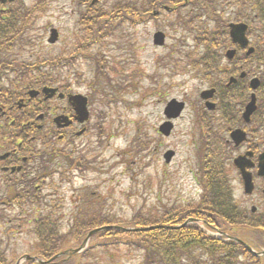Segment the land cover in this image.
Listing matches in <instances>:
<instances>
[{"label":"rangeland","instance_id":"1","mask_svg":"<svg viewBox=\"0 0 264 264\" xmlns=\"http://www.w3.org/2000/svg\"><path fill=\"white\" fill-rule=\"evenodd\" d=\"M23 1L34 11L37 7L32 20L34 28L30 33L35 46L27 51L26 57L61 58L63 85L90 95L93 112L89 130L84 135L77 136L71 143H57L64 152L57 155L49 169L42 166V155L30 164L31 177L44 176L46 172L52 174L49 178L44 176L43 194L47 201L56 200L57 204L47 205L44 213L54 218L64 215L62 222L70 225L78 212L87 209L95 212L98 206L104 215L111 218L117 216L123 222L121 226H128L126 223L136 215L153 221L165 210L182 208L191 202L200 193L196 177L199 148L195 139H199V135L193 123L197 110L195 103L201 100L200 94L206 85L195 75L196 71L187 67L189 60H186V53L198 51L192 33L177 27L169 28L178 16L166 14L161 20L147 23L140 22L142 17L134 19L138 24L134 20L126 22L125 35L118 33L105 38L101 44L88 47L87 55L90 53L97 57L102 52V56L85 59L81 55L77 57L85 31L80 16L90 3L84 4L82 0ZM40 1L42 4L38 6ZM99 1L104 8L112 7L113 0ZM146 8V3H142L141 12ZM121 21L120 17L111 24L114 26ZM53 28L58 30L59 40L50 44ZM159 30L168 35L166 48L153 44L154 33ZM85 45L89 43L84 42L82 47ZM69 58L74 63L71 67L68 66ZM167 60L168 67H163V61ZM173 98L186 101L187 107L176 121L175 132L170 137H164L158 129L165 121L164 109ZM104 112L106 117L100 121L97 115ZM98 121L105 130L101 139L95 130ZM55 136L38 143L37 150L43 151L55 142ZM137 137L142 148L150 143L147 151L139 153ZM89 150L93 152L89 153ZM168 150L176 152L170 164H166L164 159ZM64 153L72 154L80 162L83 157L88 161L95 159V163L88 167L82 165L83 162L69 166ZM232 175L237 180V174ZM259 186L263 187V183ZM234 189L245 206L241 185L234 183ZM85 195L96 205H86ZM0 197H7L2 175ZM14 208L4 207V212L9 210V219H14L19 213L18 208ZM14 223L8 228L5 223L0 225V247L5 249L8 260L16 264L22 256H33L38 250L29 234V226L25 223L22 226L21 220ZM249 236L255 237L251 233ZM67 245L76 243L71 240ZM92 250L85 259L71 264H145L143 252H133L123 245H99Z\"/></svg>","mask_w":264,"mask_h":264},{"label":"trees","instance_id":"2","mask_svg":"<svg viewBox=\"0 0 264 264\" xmlns=\"http://www.w3.org/2000/svg\"><path fill=\"white\" fill-rule=\"evenodd\" d=\"M107 1L111 2V0ZM152 1L159 0H113L110 9L100 5L95 8L89 6L87 11L82 12L80 16L81 25L85 29L80 43L85 41L97 43L98 41L101 44L103 39L109 36H115L118 33L121 36L125 35L124 24L144 17V11L141 12L142 3ZM199 3L200 10L205 11L204 1L200 0ZM36 11L37 8L35 11L30 10L22 4L8 6L0 4V105L7 108V114L0 116V151L17 147L21 155L25 152V145L36 147L40 141L44 140L45 132L37 128L36 120L38 114L44 110L42 108L44 103L40 102L42 105L32 100L28 102L27 108L19 109L17 107L19 101L26 99L27 92L31 89H40L45 86L62 89L64 83L62 79L64 78V75L62 76L64 67L61 64V58L49 59L38 56L29 59L26 57L27 51H31L35 46L30 33L34 28L32 20H34L33 14ZM208 12L211 14L212 11L208 10ZM120 17L121 23L112 26L111 23ZM184 20L180 18L178 23L184 26L191 24L188 20L183 22ZM206 35L207 30H204L202 38L197 37V43L208 47L204 60L210 68H213L218 60V57L213 54V49L219 45L220 35L207 36V38ZM99 54L101 56L102 52ZM73 64L69 58L68 66L71 67ZM97 92L102 94L100 90ZM105 117V112L98 115L100 121ZM95 130L100 139L105 136L102 123H99ZM54 141L47 147L50 151H43L46 154L43 158V165L48 169L61 152L60 146L57 145L58 141ZM136 142H139V153L148 150L149 142L143 148L138 137ZM36 150H31L30 156L35 155ZM21 155H18L17 160L21 159ZM223 157L220 145L213 143L205 157L207 161L202 166L206 195L199 204L191 205L178 214L167 210L157 221L144 220L142 217L135 216L126 224L134 228L154 225L174 226L178 221L192 217L204 221L209 228L216 227L221 231H235L243 227L245 224L243 214L230 198L229 186L225 183ZM31 159L32 157L29 160ZM91 161H86V163ZM22 164L24 165L23 171L12 175L7 174L3 178L4 185L7 184L8 188L7 197L5 199L0 197V225L5 223L7 228L13 227L15 220L22 222L23 218L34 210L33 208L41 204L38 183L43 179L40 176L31 178L26 173L28 163L22 161ZM85 204L96 205L89 200H86ZM5 206L18 208V215L14 219H9L11 215H9V210L4 212ZM97 208L95 212L88 209L78 212L72 223L64 230V224L61 223L62 217L55 220L53 216H47L41 210L33 212L29 222L33 223L31 227L36 237L34 241L38 247V256L43 260H50L63 252L71 240L81 245L87 233L93 229L122 224L117 216L108 217L100 212V207L97 206ZM232 244L233 242L225 243L216 237L207 235L197 225H189L180 230L157 228L147 231H126L122 228H114L96 234L90 243L91 248L85 253L73 257L70 261H64L66 257H62L53 260L51 264H71L77 260H83L93 251V247L96 248L99 245H124L131 251H140L141 254L143 252L145 264H237L238 256L244 251H239L241 247ZM140 258L142 259V255ZM0 264H10L7 261L5 249L1 247Z\"/></svg>","mask_w":264,"mask_h":264},{"label":"flooded vegetation","instance_id":"3","mask_svg":"<svg viewBox=\"0 0 264 264\" xmlns=\"http://www.w3.org/2000/svg\"><path fill=\"white\" fill-rule=\"evenodd\" d=\"M205 1L208 2L205 8L217 12L226 29L223 30L220 48L215 47L218 53H213L218 57L220 76L203 81L206 90L215 91L214 105L208 107L206 101L197 102L200 110L195 111L194 130L220 135L218 137L223 140V147H228L232 153L233 163L236 158H243L240 168L250 173L254 181L252 194L245 196L246 205L251 206L246 207L256 214L264 208V178L259 175L260 157L264 154V0ZM232 25L245 26L246 46L233 41ZM68 107L61 106L53 114L62 111L60 115L74 118L73 108ZM77 126L74 121L70 127ZM174 126L175 132L176 123ZM64 133H60L61 137ZM195 141L198 143V153L210 148L209 139L199 137ZM236 170L237 183L244 189L240 170ZM261 182L263 187L259 186Z\"/></svg>","mask_w":264,"mask_h":264},{"label":"water","instance_id":"4","mask_svg":"<svg viewBox=\"0 0 264 264\" xmlns=\"http://www.w3.org/2000/svg\"><path fill=\"white\" fill-rule=\"evenodd\" d=\"M3 2H6V0H2ZM244 34H245V27L244 26H234L233 30H232V36L234 38L235 41L241 42L242 45L246 44V40L244 38ZM243 36V39L241 40L240 36ZM58 39V32L56 30L52 31V35L50 38V42L51 43H55ZM165 42V35L161 32L155 34L154 36V43L157 45H163ZM58 90L57 89H50V88H45L43 90L44 94L47 95V99H50L52 97L55 96L56 92ZM213 92L214 90L211 91H206L202 94V96L206 99H209L211 96H213ZM39 94L38 91H32L29 93V95L31 97H36ZM74 101V107L76 109L77 112V119L81 122H84L88 119L89 117V112L87 109V98L79 95V96H75L72 98ZM184 108V104L182 103H178L176 100H173L167 107L166 109V114L168 117L172 118V117H178L182 111V109ZM60 119H57L56 122H59ZM68 124V123H67ZM65 124V125H67ZM171 125L166 123L162 128L161 131L164 132L166 135L169 134V130ZM173 153H170L168 155H166L167 161H170L171 157H172ZM264 162V156L262 157V161H261V166ZM244 178L246 181V188H247V192H251L250 190L252 189L253 185L251 182V177H248L247 174L244 173ZM98 231V230H97ZM94 231L92 233H90V235L88 236V240L90 238L91 235H93L95 232ZM87 240V241H88ZM79 251V250H78ZM77 251V252H78ZM26 259H30V257H26Z\"/></svg>","mask_w":264,"mask_h":264}]
</instances>
